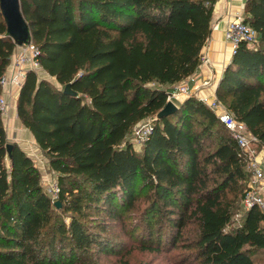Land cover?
Masks as SVG:
<instances>
[{"label": "trees", "instance_id": "obj_1", "mask_svg": "<svg viewBox=\"0 0 264 264\" xmlns=\"http://www.w3.org/2000/svg\"><path fill=\"white\" fill-rule=\"evenodd\" d=\"M216 1L21 0L39 63L60 86L29 70L17 114L58 174L60 207L0 114V264L118 253L115 224L141 199L143 241L156 238L158 250L164 234L179 264H264V211L234 219L250 171L206 104L178 101L140 152L129 137L201 64ZM244 21L258 38L238 45L216 95L264 149V0L246 1ZM15 48L0 9V94Z\"/></svg>", "mask_w": 264, "mask_h": 264}, {"label": "built area", "instance_id": "obj_2", "mask_svg": "<svg viewBox=\"0 0 264 264\" xmlns=\"http://www.w3.org/2000/svg\"><path fill=\"white\" fill-rule=\"evenodd\" d=\"M225 37L232 45L234 53L241 42L254 43L258 38V33L249 23L244 21L243 17L238 16L228 22ZM13 54L8 68L1 78L0 114L2 116H6L10 109L15 106L27 72L41 67L38 59L39 48L32 41L16 45V51ZM201 62L209 63V60L202 57ZM188 81L189 79H186L177 86L176 90L170 92L167 95V101L170 100L177 104L183 97L191 96L192 88ZM199 100L206 104L228 129L240 149V156L248 166L250 180L242 199L244 209L248 210L257 206L264 211V163L258 160L259 151L254 148V145L259 146L257 138L248 131L247 125L236 119L217 97L212 99L205 97ZM153 121V118H145L134 127V131L139 134L142 142L151 133ZM49 185L46 192L52 198H58L60 193L58 182H50Z\"/></svg>", "mask_w": 264, "mask_h": 264}, {"label": "crops", "instance_id": "obj_3", "mask_svg": "<svg viewBox=\"0 0 264 264\" xmlns=\"http://www.w3.org/2000/svg\"><path fill=\"white\" fill-rule=\"evenodd\" d=\"M246 1L217 0L214 4L210 36L202 50V57L208 58L209 63L201 62L196 71L189 78H186L189 79L188 84L192 88V95L198 99L205 97L212 99L217 97L216 89L218 83L234 54L232 45L225 37L226 27L230 20L238 16L244 18ZM14 51H16V48ZM13 56L14 54H12L11 59ZM41 78L46 79L47 77ZM186 79L171 86L169 92L176 90L177 86L186 81ZM185 98L183 97L180 101ZM2 119L10 143H17L31 158V150L35 153L40 151L33 134L23 125L21 119L18 117L17 101L9 113L6 116H2ZM258 151V160L264 163V149L259 147Z\"/></svg>", "mask_w": 264, "mask_h": 264}, {"label": "rangeland", "instance_id": "obj_4", "mask_svg": "<svg viewBox=\"0 0 264 264\" xmlns=\"http://www.w3.org/2000/svg\"><path fill=\"white\" fill-rule=\"evenodd\" d=\"M34 71H36L38 77H47L46 79L50 80L53 84L60 86L54 78L46 74L42 67ZM129 137L135 150L140 152L143 142L139 138V134L133 129ZM254 148L259 149V146L254 145ZM30 152L34 164L40 171L41 183L44 189L47 190L50 186V182H58V174L51 168L48 158L41 150L38 151V153L32 150ZM248 182L245 189L248 187ZM53 200L57 201V198H53ZM144 206L145 201L142 199L139 200L136 206L125 214L121 223L117 222L115 224V236H118L119 240L123 243L118 253L100 254L95 251L83 253L76 264H122L123 260H126L129 264H179L178 260L182 255V250L178 247L172 248L167 245L165 237H163L164 234L161 237V244L158 250L155 249L156 246H158L155 245L154 240H157L156 238H153L151 242L143 241L144 237L147 239L145 233V223L147 219L140 217V210ZM243 212L244 207L242 202H240V210L234 215L235 221L241 218ZM94 224V221L89 223L90 226H94ZM166 230H168L167 227L164 232H166Z\"/></svg>", "mask_w": 264, "mask_h": 264}, {"label": "water", "instance_id": "obj_5", "mask_svg": "<svg viewBox=\"0 0 264 264\" xmlns=\"http://www.w3.org/2000/svg\"><path fill=\"white\" fill-rule=\"evenodd\" d=\"M0 9L3 14L7 33L14 40L16 45H22L30 41V29L27 23L21 7V0H0ZM64 91L68 94H75L72 90L71 83H68ZM179 109V105L173 101L168 100L165 106L154 116L153 120H159L163 117L176 113ZM10 150L11 144H8ZM55 206L60 207V202L55 201Z\"/></svg>", "mask_w": 264, "mask_h": 264}]
</instances>
